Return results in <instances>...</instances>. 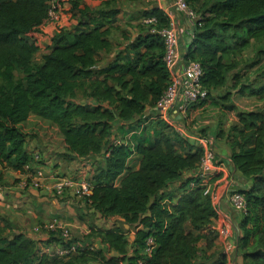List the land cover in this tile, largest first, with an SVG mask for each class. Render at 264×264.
I'll return each instance as SVG.
<instances>
[{"label":"trees","instance_id":"trees-1","mask_svg":"<svg viewBox=\"0 0 264 264\" xmlns=\"http://www.w3.org/2000/svg\"><path fill=\"white\" fill-rule=\"evenodd\" d=\"M47 2L0 1V164L23 171L33 159L26 149L30 135L20 126L31 116L47 121L59 130L70 153L98 158L93 192L86 203L102 219L119 217L123 223L111 230L92 231L91 237L107 246V251L84 247L69 259H59L38 255L35 240L0 219V264H137L140 260L145 264H229L223 253L215 261V256L207 255L215 236L207 240L205 250L198 248L202 233L218 217L204 189L190 188L198 181L187 176L197 168L203 151L160 120L151 124V137L138 130L142 125L137 118L155 107L170 82L160 38L142 24L143 33L129 46L132 55L100 67L99 54L111 49V20L118 11H91L71 0L65 13L78 17L77 30H57L42 64L34 66L40 51L36 37L45 26ZM107 2L108 7L116 0ZM187 2L201 20L185 59L201 64L202 85L210 95L189 108L188 118L197 122L227 116L235 123L221 130L219 138L231 151L234 170L251 182L250 189L241 192L248 212L239 222L236 256L243 264H264V106L240 112L229 104L230 94L218 100L212 96L230 85L231 76L233 90L264 101V81L245 84L235 73L238 58L257 44L263 48L256 58L264 62V0ZM150 17L158 20L160 28L170 26L157 7L144 12L141 22ZM16 72L25 78L17 79ZM259 73L264 79V64ZM117 120L123 123L117 136L126 144L114 147L111 140L116 137ZM123 129L131 137L122 138ZM135 154L139 158L133 168L129 163ZM125 225L136 229L133 243ZM149 239L155 249L146 259L141 251ZM131 247L132 256L128 254Z\"/></svg>","mask_w":264,"mask_h":264},{"label":"built area","instance_id":"built-area-1","mask_svg":"<svg viewBox=\"0 0 264 264\" xmlns=\"http://www.w3.org/2000/svg\"><path fill=\"white\" fill-rule=\"evenodd\" d=\"M70 1L48 0L47 5L49 9L45 25L53 26L58 24L64 16L65 11L70 8ZM163 12L170 21L168 28H160L158 20L155 17L145 18L142 21V24L148 27L149 33L158 36L163 43L165 47L163 62L170 75L169 86L156 103L152 117L155 121L160 120L170 126L171 129L189 142V136L193 134H191L187 125L188 110L192 106L207 100L210 95L209 91L202 85L203 70L201 64L197 61L185 59V56L184 58L180 57V35L175 27L174 16L175 13L184 14L194 27L201 20V17L199 13L190 7L187 0H172L168 9ZM194 35H192L193 39ZM144 126H141L139 133L143 130ZM194 139L197 143L195 146L199 147L203 153L197 168L187 174V176L198 181L197 183L192 182L190 188L202 187L204 195L211 199L218 217L209 226V230L220 241L222 253L227 257L229 264H235L234 258L236 256L237 242L241 234L240 229L235 225L233 219L223 214L219 208L220 195L218 193L217 181L225 177L227 174L226 168L218 155L214 138L198 134ZM111 144L116 147L126 143L114 137L111 140ZM28 152L33 160L23 168V171H20L24 178L18 183L19 190L32 189L38 192L43 191L49 198L58 201L77 200L87 202L89 200L93 192L92 179L95 172L89 179L58 176L53 172L47 171L42 151L33 149ZM106 156H109V153ZM226 179L229 181L228 192H226L228 193L227 200L232 210L242 219L248 212L247 201L241 193L244 190L237 188V183L234 178L231 179V174L227 175ZM49 180L53 181L50 185L47 183ZM46 227L54 233H61V236L56 242L38 246V255H44L49 258L69 259L78 254L80 249L84 247H87L91 251L97 249L94 244L86 245L75 242L72 239L70 230L59 222L54 221L44 227L36 226L34 232L39 233ZM154 249V241L153 239H149L146 242V259L152 256ZM145 263V260L137 262V264Z\"/></svg>","mask_w":264,"mask_h":264},{"label":"crops","instance_id":"crops-1","mask_svg":"<svg viewBox=\"0 0 264 264\" xmlns=\"http://www.w3.org/2000/svg\"><path fill=\"white\" fill-rule=\"evenodd\" d=\"M100 1L104 4L103 7L108 9L109 6L107 7L106 2L109 0ZM140 1L146 3L145 8L138 7V3H140ZM171 1L172 0H116V2H113L111 5V9H116L118 11V14L111 20L113 22L112 33L109 37L111 49L109 52H101L99 54V66L105 67L114 62L119 56H126L129 53V46L141 33H143L142 27L144 28V26L141 22L142 14L155 7L159 8L160 10L166 11L170 6ZM86 7H88L91 11H95L91 9L87 4ZM174 19L176 22L175 27L180 35L179 54L181 58H184L187 50L193 42L192 35L195 32V27L191 25L184 14L175 13ZM119 31L123 34L120 39L121 42L116 38ZM128 32H131V35H127ZM128 55L131 56L132 54L130 53ZM227 89H230L229 86L227 87ZM223 90L225 91L226 88ZM212 96L217 100L218 98L222 97L218 94V91L213 92ZM153 109L154 108L147 109L144 114L137 118L141 123H143L144 121V123L141 125H145L147 127L150 122L155 121L152 117L154 112ZM32 117L33 116H31L27 122L23 123L20 126L25 134L30 135V138L26 144V149L28 151L38 149L43 152L44 165L46 166L47 171L53 172L58 176L78 177L82 179L91 178L96 168L94 163H97L98 158L91 156L85 159L70 153L62 135H60V141L59 138L57 139L53 137L52 134L49 136L48 132L46 131L40 132L37 138H34L33 136L31 137V134H33ZM222 118L216 117L200 120L197 122H194V120L188 118L187 125L191 134H193L189 136V143L192 145H197L194 138L200 133L205 136L214 138L218 155L224 162L227 173L225 177H223L220 181H217L218 193L220 195L219 208L221 209L223 214L232 218L235 225L238 226L239 222L241 221V217L232 210L227 200L228 193L226 192H228L227 189L229 181L226 179V177L227 175L231 174V179L234 178L235 182L237 183V188L244 191L250 189L251 182L234 170V167L230 160L231 151L226 144L225 139L219 138L220 131L222 129V131H226L224 130L225 121L228 120V129L233 123V120H231L227 116L223 118L224 121L222 120ZM44 122L47 123V121ZM115 124L116 126L123 125V123L119 120H117ZM190 126L193 127V130ZM54 130L57 131L58 129L55 128ZM138 158L139 157L136 154L133 155L130 161L132 160L134 161V163L132 165H130L129 163V166L135 168L138 163ZM23 178L24 177L21 175L20 171L13 168H4L0 164V219L9 221L16 228L17 232L24 233L31 239L35 240L38 243V246H43L57 241L56 239L58 238V233L50 231L47 227L39 233L34 232L36 226L44 227L54 221L62 223L64 225L69 224L73 229H75L74 232L76 235V239L82 238L85 234L88 235L89 233L91 237V233L94 229L98 231L111 230L123 223L122 219H120L119 217H115L108 219L113 221V225L107 228L87 226L86 224H84V222H80L79 219H77L78 216L77 218L72 219V217H74L76 214L74 209L71 207V202L80 201L64 200L58 202V200L49 198V196L44 194L43 191L38 192L32 189L21 191L18 189V183ZM52 182L53 181L51 180L47 181L49 185L52 184ZM80 216L82 217V215ZM68 218H71L74 221L71 222L68 220ZM100 219V221H104L102 220V217ZM126 226L127 225H125L124 227L126 230H128ZM140 229H142V227H140ZM130 231L132 230L130 229ZM134 231L136 233V229H134ZM82 233L85 234H83L82 236ZM211 233L212 232L209 230V228L202 233V236H204L203 241L200 243V245H198V248L204 250L206 249L207 240H211L213 239V236H215L213 233ZM93 242L87 243L94 244L97 248H101L107 251L108 247L105 245H101V243L96 240L95 237H93ZM221 253L222 245L220 241L216 239L214 241V248L212 250H209L207 255L215 256L212 260L215 261L218 258V254ZM128 254L132 256L134 254V248L131 247ZM141 255L146 258L145 251H141ZM234 263L243 264V260L235 256Z\"/></svg>","mask_w":264,"mask_h":264},{"label":"rangeland","instance_id":"rangeland-1","mask_svg":"<svg viewBox=\"0 0 264 264\" xmlns=\"http://www.w3.org/2000/svg\"><path fill=\"white\" fill-rule=\"evenodd\" d=\"M3 1V0H0ZM80 1L82 4V7L86 6V4L93 10L97 11L100 9H106L103 3H101L100 0H77ZM138 7L139 8H145L146 7V3L145 2H141L138 3ZM88 8V7H87ZM108 8H112V6H109ZM75 14V13H74ZM78 27V17H74L71 16L67 13H64V16L61 18V20L59 21L58 24L55 25H50L47 26L45 25L41 30L40 33L38 34V36L36 37V41L37 43L40 45V51L35 55L34 60H33V64L34 66H38L42 64V58L45 54H47L49 52L50 46H51V37L53 36V34L59 30V29H65V30H69V31H75L77 30ZM141 28V27H140ZM134 32V30H133ZM127 35H131V32H128ZM121 36H123L122 32H118V35L116 36V38L118 39V41H120ZM121 42V41H120ZM261 48H263V44H257L255 46H253L252 48L248 49L246 52H244L239 58V69L235 72L236 74H239L242 78L241 81L242 83H253L254 81H260L263 82L264 79H261L259 77V72L264 64V62L259 61L256 58V53L258 50H260ZM109 59V58H108ZM15 76L17 79L23 80L25 78V76L20 73V72H16ZM230 79V85H229V90L226 88V90L223 91L219 90L218 94L221 95L222 97L225 96L226 94H230L229 95V99L230 102L229 104H232L236 107V109L240 112H250V111H254L257 109H261L264 106V101L257 99V98H253L250 97L248 95H241L238 91L233 90V80H231V76H229ZM218 98V97H216ZM221 98V97H220ZM224 118V117H223ZM222 118V120H223ZM32 133L31 137L33 136L34 138H37L40 132H48V135L50 136L52 134L53 137L55 138H59L60 141V133L59 131H55L54 129L56 128L53 124L47 122L45 123L42 119L40 118H36V116L32 117ZM200 121V120H199ZM224 121V120H223ZM45 123V124H44ZM144 123V121H143ZM140 123V124H143ZM153 122H150V124L146 127L144 126L143 128V132L142 135L151 137L153 135V130L151 127V124ZM228 120L225 121V126H224V130H228ZM235 123L233 122L231 124L234 125ZM230 125V124H229ZM143 126V125H142ZM191 129L193 130V127L190 126ZM29 128V127H26ZM116 132L115 135L117 138H119V136H117L119 129L121 128L120 125L116 126ZM22 129V128H21ZM138 130H141V127L138 128ZM223 130V129H222ZM128 129H123L122 131V138L123 137H131L130 133L127 132ZM195 133V132H194ZM114 135V136H115ZM200 135H203L200 133ZM134 163V161H130V165H132ZM95 167H97V163H94ZM60 202V201H58ZM72 205L71 207L74 209L75 211V216L72 217V219H79L80 222H84V224H86L87 226H96V227H100V228H107L109 226L113 225V221L112 220H104L103 222L100 221L101 217L99 215H97L94 211H92L89 207V204H87L85 201L82 202H71ZM82 215V217L80 216ZM71 218H68L69 221L73 222L74 220H72ZM83 219V220H81ZM71 232V236L72 239L79 243V244H88L87 242H93V238L90 237V233L88 235H86L85 233H82L84 237L76 239V235H75V229H73L69 224L65 225ZM239 228V224L237 226ZM126 228L129 230V226ZM240 229V228H239ZM132 231L128 232V238L130 243H133L135 240V236L136 233L134 231V229H131ZM241 233V230H240ZM61 236V233L58 234V238L59 239ZM88 236V237H87ZM214 237V236H213ZM84 241V243H83ZM203 240L199 241V245ZM86 242V243H85ZM94 243V242H93ZM199 251L202 252L203 250L201 248H199Z\"/></svg>","mask_w":264,"mask_h":264},{"label":"water","instance_id":"water-1","mask_svg":"<svg viewBox=\"0 0 264 264\" xmlns=\"http://www.w3.org/2000/svg\"><path fill=\"white\" fill-rule=\"evenodd\" d=\"M127 227H128V225H127Z\"/></svg>","mask_w":264,"mask_h":264}]
</instances>
